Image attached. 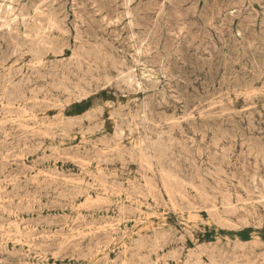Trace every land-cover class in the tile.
<instances>
[{
  "label": "rangeland",
  "instance_id": "1",
  "mask_svg": "<svg viewBox=\"0 0 264 264\" xmlns=\"http://www.w3.org/2000/svg\"><path fill=\"white\" fill-rule=\"evenodd\" d=\"M127 1L0 0V264H264V0Z\"/></svg>",
  "mask_w": 264,
  "mask_h": 264
},
{
  "label": "bare ground",
  "instance_id": "2",
  "mask_svg": "<svg viewBox=\"0 0 264 264\" xmlns=\"http://www.w3.org/2000/svg\"><path fill=\"white\" fill-rule=\"evenodd\" d=\"M46 1H47V0H46ZM46 1L44 0V2H46ZM114 1H116V0H114ZM126 1H127V0H126ZM205 1H206V0H205ZM234 1H235V0H234ZM13 2H14V1H13ZM15 2H16V1H15ZM39 2H40V1H39ZM107 2H108V1H107ZM127 2H128V1H127ZM132 2H133V1H130V3H132ZM134 2H135V1H134ZM142 2H143V1H142ZM193 2H194V0H193ZM207 2H208V1H207ZM245 2H246V1H245ZM17 3H19V2H17ZM41 3H42V2H41ZM101 3H102V1H101ZM130 3H129V5H130ZM198 3H199V2H198ZM242 3H244V2H242ZM33 4H34V3H33ZM33 4H32V5H33ZM48 4H49V3H48ZM107 4H108V3H107ZM127 4H128V3H127ZM141 4H142V3H141ZM146 4H149V3H146ZM150 4H152V3L150 2ZM1 5H2V4H1ZM21 5H22V4H21ZM25 5H26V3H25ZM101 5H102V4H101ZM109 5H110V4H109ZM121 5H124V3L121 4ZM144 5H145V4H144ZM22 6H23V5H22ZM29 6H30V5H29ZM29 6H28V7H29ZM38 6H40V5H38ZM118 6H119V5H118ZM127 6H128V5H127ZM137 6H138V4H137ZM146 6H148V5H146ZM19 7H20V6H19ZM47 7H48V5H47ZM125 7H126V6H125ZM128 7H129V6H128ZM138 7H139V6H138ZM215 7H216V6H215ZM217 7H218V6H217ZM225 7H226V6H225ZM4 8L6 9V7H4ZM11 8H12V7H11ZM20 8H21V7H20ZM29 8H30V7H29ZM104 8H105V7H104ZM110 8H111V7H110ZM123 8H124V7H123ZM123 8H122V9H123ZM221 8H222V7H221ZM226 8H227V7H226ZM0 9H1V8H0ZM24 9H26L25 6H24ZM31 9H32V8H31ZM107 9H109V8L107 7ZM111 9H112V8H111ZM119 9H120V8H119ZM127 9H128V8H127ZM133 9H134V8H133ZM136 9H138V8H136ZM8 10H9V9H8ZM32 10H33V9H32ZM116 10H117V9H116ZM131 10H132V9H130V11H131ZM161 10H162V9H161ZM205 10H206V9H205ZM207 10H208V9H207ZM223 10H225V8H224ZM12 11H13V13H14L15 10L12 9ZM216 11H217V10H216ZM6 12H7V11H6ZM10 12H11V9H10ZM24 12H25V10H24ZM121 12H123V11H121ZM7 13H8V12H7ZM126 13H127V12H126ZM205 13H206V12H205ZM205 13H204V14H205ZM219 13H220V11H219ZM9 14H11V13H9ZM27 14H28V13H27ZM128 14H129V13H128ZM216 14H217V13H216ZM230 14H231V13H230ZM129 15H130V14H129ZM129 15H128V16H129ZM217 15H220V16H221V14H217ZM25 16H26V14H25ZM27 16H28V15H27ZM27 16H26V17H27ZM133 16H134V15H133ZM201 16H202V15H201ZM226 16H227V15H226ZM129 17H130V16H129ZM139 18H140V17H139ZM199 18H200V17H199ZM201 18H202V17H201ZM14 19H16V18H14ZM20 19H21V18H20ZM134 19H136L135 16H134ZM23 20H24V16H23ZM27 20H28V19H27ZM29 20H30V16H29ZM131 20H133V19H131ZM131 20H130V21H131ZM227 20H228V19H227ZM1 21H2V20H1ZM12 21L15 22L14 20H12ZM12 21H11V22H12ZM24 21H26V19H25ZM50 21H52V20H50ZM50 21H48V22H50ZM133 21H134V20H133ZM4 22H5V21H4ZM11 22L9 21L8 24L11 23ZM134 22H135V21H134ZM5 23H6V22H5ZM17 23H18V22H17ZM21 23H22V22H21ZM28 23H29V22H28ZM51 23H52V22H51ZM142 23H143V22H142ZM11 24H12V23H11ZM11 24H10V25H11ZM24 25H25V24H24ZM48 25H49V23H48ZM51 25H52V24H51ZM53 25H54V24H53ZM132 25H133V24H132ZM5 26H6V25H5ZM25 26H26V25H25ZM25 26H24V27H25ZM6 27H7V26H6ZM12 27H13V24H12ZM14 27H15V26H14ZM16 27H17V26H16ZM53 28H55V26H54ZM225 28H226V26H225ZM0 29H1V28H0ZM29 29H30V28H29ZM55 29H56V28H55ZM227 29H228V27H227ZM30 30H31V29H30ZM31 31H32V30H31ZM225 31H226V30H225ZM227 31L229 32V30H227ZM4 32H5V31H4ZM9 32H10V31H9ZM49 33H50V32H49ZM51 33H52V31H51ZM225 33H226V32H225ZM41 35H42V34H41ZM230 35H231V34H230ZM1 36H3V35H1ZM35 36H36V35H35ZM38 37H39V36H38ZM135 38H136V37H135ZM140 38H141V37H140ZM3 39H4V36H3ZM227 39H228V38H227ZM0 40H1V38H0ZM30 40H31V39H30ZM14 41H15V39H14ZM10 42H11V41H10ZM31 42L33 43V40H32ZM34 42H35V41H34ZM18 43L21 45L20 42H18ZM37 43H38V42H36V45H37ZM15 44H16V43H15ZM15 44H14V46H15ZM24 44H25V43H24ZM29 44H31V43L29 42ZM0 45H2V44H0ZM10 45H11V44H10ZM12 45H13V44H12ZM32 45H33V44H32ZM42 45H43V44H42ZM49 45H50V44H49ZM51 45H52V44H51ZM10 47H11V46H10ZM15 47H16V46H15ZM22 47H23V46H22ZM30 47L32 48L31 45H30ZM30 47H29V49H30ZM0 48H2V47H0ZM16 48H17V47H16ZM4 49H5V48H4ZM18 49H19V48H18ZM32 49H34V47H33ZM36 49H37V48H36ZM40 49H41V48H40ZM5 50H9V49L7 48V49H5ZM14 50H15V49H14ZM19 50H20V49H19ZM30 50H31V49H30ZM59 50H60V49H59ZM99 50H100V49H99ZM1 51H2V49H1ZM20 51H21V50H20ZM20 51H19V53H20ZM39 51H40V50H39ZM4 52H7V51H4V50H3V53H4ZM13 52H14V51H13ZM25 52H26V51H25ZM27 52H28V51H27ZM37 52H38V51H37ZM37 52H36V53H37ZM58 52H59V51H58ZM3 53H2V54H3ZM21 53H22V51H21ZM39 53H41V52H39ZM63 53H64V52H63ZM63 53H62V55H63ZM81 53H82V51H81ZM90 53H91V51H90ZM90 53H89V54H90ZM102 53H103V52H102ZM7 54H8V53H7ZM43 54H44V53H43ZM89 54H88V55H89ZM91 54H92V53H91ZM12 55H13V54H12ZM15 55H16V53H15ZM35 55H36V54H35ZM92 55H93V54H92ZM107 55H108V54H107ZM17 56H18V54H17ZM85 56H86V54H85ZM101 56H102V55H101ZM108 56H109V55H108ZM248 56H249V55H248ZM3 57H4V55H3ZM6 57H7V56H5V58H3V59H5V61L8 60V58L6 59ZM8 57H9V56H8ZM12 57H13V56H12ZM33 57H34V56H33ZM37 57H38V56H37ZM88 57H89V56H88ZM104 57H105V56H104ZM217 57H218V56H217ZM13 58H14V57H13ZM19 58H20V56H19ZM29 58H30V57H29ZM60 58H61V57H60ZM227 58H228V57H227ZM244 58H245V57H244ZM246 58H247V57H246ZM254 58H255V56H254ZM23 59H24V58H23ZM37 59H38V58H37ZM95 59H96V58H95ZM109 59H110V58H109ZM111 59H112V58H111ZM222 59H224V58L222 57ZM248 59H249V58H248ZM258 59H259V58H258ZM0 60H1V59H0ZM16 60H17V59H16ZM82 60H83V59H82ZM112 60H114V59H112ZM123 60H124V59H123ZM240 60H241V59H240ZM256 60H257V59H256ZM2 61H3V60H2ZM8 61H9V60H8ZM31 61H32V60H31ZM35 61H36V60H35ZM38 61H39V60H38ZM57 61H58V60H57ZM83 61H84V60H83ZM97 61H98V60H97ZM115 61H116V60H115ZM115 61H114V62H115ZM230 61H231V60H230ZM232 61H233V60H232ZM250 61H251V60H250ZM259 61H260V59H259ZM28 62H29V61H28ZM50 62H51V61H50ZM50 62H49V63H50ZM64 62H65V61H64ZM73 62H75V61H73ZM73 62H72V63H73ZM85 62H86V61H85ZM257 62H258V61H257ZM3 63H4V62H3ZM31 63H32V62H31ZM38 63H39V62H38ZM49 63H48V64H49ZM212 63H213V62H212ZM255 63H256V62H255ZM5 64H6V63H5ZM39 64H40V63H39ZM84 64H85V63H84ZM122 64H123V63H122ZM190 64H191V63H190ZM198 64H199V63H198ZM221 64H222V63H221ZM221 64H220V65H221ZM233 64H234V63H233ZM28 65H29V64H28ZM32 65H34V64H32ZM37 65H38V64H37ZM37 65H36V66H37ZM58 65H59V64H58ZM65 65H66V64H65ZM68 65H69V63H68ZM123 65H125V64H123ZM192 65H193V64H192ZM213 65H214V64H213ZM253 65H254V64H253ZM261 65H262V63H261ZM39 66H40V65H39ZM49 66H51V65H49ZM73 66H74V65H73ZM75 66H76V65H75ZM210 66H211V65H210ZM65 67H66V66H65ZM70 67H71V66H70ZM205 67H206V66H205ZM218 67H219V66H218ZM227 67H228V66H227ZM240 67H241V66H240ZM9 68H10V67H9ZM66 68L68 69V67H66ZM126 68H127V67H126ZM229 68H231V67H229ZM242 68H243V67H241V69H242ZM261 68H262V67H261ZM263 68H264V66H263ZM3 69H5V68H3ZM21 69H22V68H21ZM38 69H39V68H38ZM42 69H43V68H42ZM50 69H51V68H50ZM86 69H87V68H86ZM223 69H224V68H223ZM227 69H228V68H227ZM250 69H251V68H250ZM254 69H255V68H254ZM14 70H15V69H14ZM34 70H35V69H34ZM34 70L32 69V71H34ZM90 70H91V68H90ZM90 70H89V71H90ZM93 70H94V68H93ZM117 70H118V69H117ZM256 70H257V69H256ZM259 70H260V69H259ZM39 71H40V69H39ZM59 71H60V70H59ZM69 71H70V70H69ZM94 71H95V70H94ZM94 71H93V72H94ZM113 71H114V70H113ZM133 71H134V70H133ZM201 71H202V70H201ZM212 71H213V70H212ZM226 71H227V70H226ZM8 72H9V71H8ZM13 72H14V71H13ZM13 72H12V73H13ZM71 72H72V71H71ZM91 72H92V71H91ZM116 72H117V71H116ZM118 72H119V74H121V73H120V68H119V71H118ZM208 72H210V71H208ZM229 72H230V71H229ZM262 72H264V71H262ZM2 73H3V72H2ZM5 73H6V72H5ZM35 73H36V72H35ZM40 73H41V72H40ZM75 73H76V72H75ZM86 73H87V71H86ZM129 73H130V72H129ZM129 73H128V74H129ZM138 73H139V72H138ZM184 73H185V72H184ZM203 73H204V72H203ZM230 73H231V72H230ZM242 73H243V72H242ZM260 73H261V71H260ZM7 74H9V73H7ZM18 74H19V72H18ZM18 74H17V75H18ZM20 74H21V73H20ZM33 74H34V73H33ZM37 74H38V71H37ZM87 74H88V73H87ZM93 74H94V73H93ZM141 74H142V73H141ZM185 74H186V73H185ZM208 74H209V73H208ZM226 74H227V73H226ZM263 74H264V73H263ZM263 74H262V75H263ZM3 75H4V74H3ZM5 75H6V74H5ZM5 75H4V76H5ZM15 75H16V74H15ZM34 75H35V74H34ZM64 75H65V74H64ZM96 75H97V74H96ZM124 75H125V74H124ZM124 75L121 74V76H124ZM126 75H127V74H126ZM211 75H212V74H211ZM259 75H260V74H259ZM259 75H257V76H259ZM9 76H10V75H9ZM20 76H21V75H20ZM42 76H44V75H42ZM76 76H77V75H76ZM94 76H95V75H94ZM119 76H120V75H119ZM127 76H128V75H127ZM187 76H188V75H187ZM214 76H215V74H214ZM216 76H217V75H216ZM228 76H229V75H228ZM255 76H256V75H255ZM10 77H12V76H10ZM44 77H45V76H44ZM63 77H64V76H63ZM221 77H222V76H221ZM6 78H8L7 75H6ZM6 78H4V79H6ZM27 78H28V77H27ZM36 78H37V77H36ZM41 78L44 79L43 77H41ZM66 78H67V76H66ZM125 78H126V77H125ZM143 78H144V77H143ZM185 78H187V77H185ZM222 78H223V77H222ZM257 78L260 79L259 77H257ZM37 79H38V78H37ZM104 79H105V78H104ZM127 79H129V77H128ZM132 79H134V78H132ZM227 79H228V78H227ZM16 80H17V79H16ZM23 80H24V79H23ZM27 80H28V79H27ZM27 80H26V81H27ZM53 80H54V79H53ZM58 80H59V79H58ZM121 80H123V78H122ZM138 80H139V79H138ZM147 80H148V79H147ZM0 81L3 82V80H1V79H0ZM7 81H8V80H7ZM125 81H126V80H125ZM136 81H137V80H136ZM210 81H211V80H210ZM228 81H229V80H228ZM258 81H260V80H258ZM258 81H257V82H258ZM8 82H9V81H8ZM18 82H19V81H18ZM56 82H57V81H56ZM56 82H55V84L57 85ZM66 82H67V81H66ZM103 82H104V80H103ZM128 82H129V84H130V81H128ZM137 82H138V81H137ZM147 82H148V81H147ZM205 82H206V81H205ZM222 82H223V81H222ZM243 82H244V81H243ZM6 83H7V82H6ZM10 83H11V82H10ZM10 83H9V84H10ZM26 83H27V82H26ZM29 83H30V80H29ZM29 83H28V85H29ZM107 83H108V82H107ZM125 83H126V82H125ZM131 83H132V82H131ZM203 83H204V82H203ZM212 83H213V82H212ZM228 83H229V82H228ZM237 83H238V82H237ZM253 83H254V81H253ZM7 84H8V83H7ZM16 84H17V82H16ZM52 84H53V83H52ZM59 84H60V83H59ZM64 84H65V82H64ZM68 84H69V82H68ZM108 84H109V83H108ZM121 84H122V82H121ZM127 84H128V83H127ZM213 84H214V83H213ZM220 84H222V83L220 82ZM234 84H235V83H234ZM10 85H11V84H10ZM14 85H15V84H14ZM20 85H22V84H20ZM20 85H19V86H20ZM60 85H61V84H60ZM65 85H66V84H65ZM69 85H70V84H69ZM91 85H92V84H91ZM109 85H110V84H109ZM113 85H114V84H113ZM135 85H136V84H135ZM140 85H141V82H140ZM143 85H144V84H143ZM201 85H202V84H201ZM207 85H208V84H207ZM207 85H206V86H207ZM2 86H3V85H2ZM15 86H16V85H15ZM17 86H18V85H17ZM17 86H16V88H17ZM19 86H18V87H19ZM25 86H27V85H25ZM53 86H54V85H53ZM125 86H126V85H125ZM128 86H129V85H128ZM137 86H138V84H137ZM151 86H152V85H151ZM190 86H191V85H190ZM211 86H212V85H211ZM227 86H229V85H227ZM244 86H245V85H244ZM246 86H247V85H246ZM12 87L14 88V86H12ZM57 87H58V86H57ZM103 87H104V86H103ZM142 87H143V86H142ZM229 87H230V86H229ZM54 88H55V90H57V89L59 90V88H57V89H56V87H54ZM60 88H61V86H60ZM65 88L67 89V87H65ZM95 88H96V86L94 87V89H95ZM104 88H106V87H104ZM127 88H128V87H127ZM152 88H153V87H152ZM234 88H235V86H234ZM234 88H233V89H234ZM238 88H239V87H238ZM241 88H242V87H241ZM11 89H12V88H11ZM63 89H64V88H63ZM63 89H62V91H63ZM68 89H69V88H68ZM68 89H67V90H68ZM136 89H137V88H136ZM197 89H198V88H197ZM209 89H210V88L208 87V90H209ZM229 89H230V88H229ZM236 89H237V88H236ZM236 89H235V90H236ZM14 90H16V89L14 88ZM69 90H70V89H69ZM69 90H68V91H69ZM205 90H206V89H205ZM208 90H207V91H208ZM249 90H250V89H249ZM7 91H8V90H7ZM37 91H38V89H37ZM39 91L41 92L42 90L39 89ZM62 91H61V92H62ZM94 91H95V90H94ZM118 91H119V90H118ZM141 91H142V90H141ZM146 91H147V90H146ZM183 91H184V90H183ZM214 91H215V90H214ZM245 91H246V90H245ZM250 91H251V90H250ZM4 92H5V91H4ZM18 92H20V91H18ZM58 92H60V91H58ZM69 92H70V91H69ZM69 92H68V93H69ZM240 92H241V90H240ZM243 92H244V91H242L241 93H243ZM246 92H247V91H246ZM254 92L256 93L255 90H254ZM254 92L252 91V93H254ZM0 93H1V92H0ZM5 93H6V92H5ZM5 93H4V95H5ZM9 93H10V91H9ZM11 93H13V92H11ZM14 93H15V92H14ZM16 93H17V91H16ZM21 93H23V92L21 91ZM33 93H34V92H33ZM82 93H83V92H82ZM120 93H121V92H120ZM184 93H185V92H184ZM187 93H188V92H187ZM187 93H186V95H187ZM195 93H196V92H195ZM208 93H209V92H208ZM213 93H214V92H213ZM226 93H227V92H226ZM244 93H245V92H244ZM255 93H254V94H255ZM260 93H262V92H260ZM6 94H7V93H6ZM17 94H18V93H17ZM42 94H43V93H42ZM70 94H71V93H70ZM238 94H239V93H238ZM248 94H249V93H248ZM2 95H3V94H2ZM11 95H12V94H11ZM13 95H15V94H13ZM13 95H12V96H13ZM18 95H19V94H18ZM21 95H23V94H21ZM44 95H45V94H44ZM44 95H43V96H44ZM71 95H72V94H71ZM83 95H84V94H83ZM161 95H162V94H161ZM242 95H244V94H242ZM246 95H247V93H246ZM249 95H250V94H249ZM8 96H9V95H8ZM8 96H7V97H8ZM15 96H16V95H15ZM56 96H57V95H56ZM156 96H157V95H156ZM253 96H255V95H253ZM2 97H3V96H2ZM41 97H42V96H41ZM205 97H206V96H205ZM207 97H208V96H207ZM219 97H221V96H219ZM233 97H234V96H233ZM238 97H241V94H240V96H238ZM246 97H247V100H249L248 96H246ZM8 98L10 99V97H8ZM18 98H19V97H18ZM22 98H24V97H22ZM63 98H64V97H63ZM176 98H177V97H176ZM176 98H175V99H176ZM243 98H244V97H243ZM9 99H8V100H9ZM19 99H20V98H19ZM19 99H18V100H19ZM24 99H26V98H24ZM163 99H164V98H163ZM221 99H222V98H221ZM238 99H239V98H238ZM241 99H242V98H241ZM5 100H6V98H5ZM16 100H17V98H16ZM27 100H28V99H27ZM35 100H36V99H35ZM39 100H41V99H39ZM64 100H65V99H64ZM207 100H209V98H208ZM242 100H243V99H242ZM11 101H12V100H11ZM22 101H24V100H22ZM25 101H26V100H25ZM25 101L23 102V104L25 103ZM29 101H30V100H29ZM185 101H186V100H185ZM185 101H184V102H185ZM212 101H213V100H212ZM219 101H220V100H219ZM9 102H10V101H9ZM31 102H33V101H31ZM49 102H50V101H49ZM64 102H65V101H64ZM189 102H190V101H189ZM199 102H200V101H199ZM201 102H202V101H201ZM210 102H211V101H210ZM220 102H221V101H220ZM15 103H16V101H15ZM33 103H34V102H33ZM143 103H144V101H143ZM148 103H149V102H148ZM157 103H158V102H157ZM159 103H160V102H159ZM159 103H158V104H159ZM192 103H193V101H192ZM207 103H208V101H207ZM215 103H217V102H215ZM9 104H12V103L10 102ZM20 104H21V103H20ZM61 104H62V102H61ZM193 104H194V103H193ZM2 105H3V104H2ZM48 105H49V104H48ZM59 105H60V104H59ZM201 105H202V104H201ZM215 105H216V104H215ZM263 105H264V104H263ZM5 106H6V105H5ZM13 106H14V105H13ZM62 106H63V104H62ZM139 106H140V105H139ZM199 106H200V103H199ZM208 106H209V108H210L211 105H208ZM8 107H9V106H8ZM11 107H12V105H11ZM23 107H24V105H23ZM60 107H61V106H59V108H60ZM126 107H127V106H126ZM143 107H145V106L143 105ZM146 107H147V106H146ZM146 107H145V108H146ZM189 107H190V106H189ZM196 107H197V106H196ZM212 107H213V105H212ZM194 108H195V107H194ZM213 108H214V107H213ZM220 108H221V107H220ZM22 109H23V108H22ZM24 109H25V107H24ZM24 109H23V110H24ZM61 109H62V107H61ZM135 109H136V108H135ZM138 109H139V108H138ZM140 109H141V108H140ZM140 109H139V110H140ZM146 109H147V108H146ZM189 109H190V108H189ZM244 109H247V108H244ZM248 109H249V108H248ZM25 110H26V109H25ZM184 110L186 111V109H184ZM203 110H204V109H203ZM207 110H208V109H207ZM220 110H221V109H220ZM16 111H17V110H16ZM116 111H117V110H116ZM133 111H134V110H133ZM205 111H206V110H205ZM211 111H212V110H211ZM211 111H210V112H211ZM2 112H3V111H2ZM5 112L8 113L9 111L4 110V113H5ZM123 112H124V111H123ZM141 112H142V111H141ZM148 112H149V111H148ZM197 112H198V111H197ZM201 112H202V111H201ZM203 112H204V111H203ZM208 112H209V111H208ZM214 112H216V109H215ZM127 113H128V112H127ZM129 113H130V112H129ZM136 113H137V112H136ZM184 113H185V112H184ZM205 113H206V112H205ZM205 113H204V114H205ZM211 113H212V112H211ZM221 113H222V112H221ZM23 114H24V113H23ZM25 114H27V112H26ZM137 114H138V113H137ZM143 114L145 115V113H143ZM146 114H147V112H146ZM214 114H215V113H214ZM219 114H220V113H219ZM8 115H10V114H8ZM11 115H12V114H11ZM20 115H21V114H20ZM93 115H94V114H93ZM144 115H143V116H144ZM201 115H202V114H201ZM221 115H222V114H221ZM221 115H220V116H221ZM236 115H237V114H236ZM236 115H235V116H236ZM259 115H260V114H259ZM138 116H139V115H138ZM143 116H142V117H143ZM185 116H186V115H185ZM185 116H184V117H185ZM188 116L191 117V115H188ZM197 116L200 117L199 113H198ZM206 116H207V115H206ZM213 116H214V115H213ZM217 116H218V115H217ZM217 116H216V117H217ZM4 117H5V116H4ZM54 117H55V116H54ZM89 117H90V116H89ZM130 117H131V116H130ZM133 117H134V116H133ZM136 117H137V115H136ZM144 117H145V116H144ZM239 117H240V116H239ZM245 117H246V116H245ZM13 118H14V117H13ZM42 118H43V117H42ZM166 118H167V117H166ZM204 118H206L205 115H204ZM52 119H53V117H52ZM73 119L76 120L75 118H73ZM87 119H88V118H87ZM93 119H94V118H93ZM136 119H138V118H136ZM142 119H143V118H142ZM184 119H185V118H184ZM214 119H215V118H214ZM216 119H217V118H216ZM216 119H215V120H216ZM229 119H230V118H229ZM81 120H82V119H81ZM120 120H121V119H120ZM140 120H141V119H140ZM146 120H148V118H147ZM167 120H168V119H167ZM186 120H188V119H186ZM210 120H211V119H210ZM0 121H1V120H0ZM149 121H150V119H149ZM175 121H177V120H175ZM178 121H179V120H178ZM188 121H189V120H188ZM191 121H192V120H191ZM191 121H190V122H191ZM228 121H229V120H228ZM230 121H231V120H230ZM66 122H67V121H66ZM72 122H73V121H72ZM76 122H77V120H76ZM125 122L127 123V121H125ZM132 122H133V121H132ZM132 122H130V123H132ZM146 122H147V121H146ZM168 122H169V121H168ZM172 122H173V121H172ZM186 122H187V121H186ZM193 122H194V121H193ZM193 122H191V124H192ZM99 123H100V122H99ZM99 123H98V125H99ZM101 123H103V122H101ZM101 123H100V124H101ZM116 123H117V122H116ZM120 123H121V122H120ZM140 123H141V122H140ZM142 123H143V122H142ZM148 123H149V122H148ZM151 123H152V122H151ZM165 123H166V122H165ZM176 123H177V122H176ZM15 124H16V123H15ZM38 124H39V123H38ZM71 124H72V123H71ZM103 124H104V123H103ZM121 124H122V123H121ZM127 124H128V123H127ZM132 124H133V123H132ZM134 124H135V123H134ZM134 124H133V125H134ZM209 124H210V123H209ZM222 124H223V123H222ZM228 124H229V123H228ZM40 125H41V124H40ZM73 125H74V124H73ZM98 125H95V126L98 127ZM129 125H131V124H129ZM141 125H143V124H141ZM152 125H153V124H152ZM171 125H172V124H171ZM174 125H175V123H174ZM180 125H181V124H180ZM220 125H221V124H220ZM2 126H3V125H2ZM20 126H21V125H20ZM42 126H43V125H42ZM122 126H123V124H122ZM122 126H120V128H121ZM189 126L192 127L193 124H192V125L189 124ZM202 126H205V125L202 124ZM217 126H218V125H217ZM235 126H236V124H235ZM21 127H22V126H21ZM49 127H50V126H48V128H49ZM52 127H53V126H52ZM52 127H51V128H52ZM102 127H103V126H102ZM124 127H125V126H124ZM132 127H133V126H132ZM132 127H131V128H132ZM135 127H136V126H135ZM139 127H140V126H139ZM194 127H195V126H194ZM218 127H219V126H218ZM2 128H3V127H2ZM22 128H23V127H22ZM24 128H26V127L24 126ZM100 128H101V127L99 126L98 129H100ZM120 128H119V129H120ZM125 128H127V127H125ZM137 128H138V127H137ZM195 128H196V127H195ZM204 128H205V127H204ZM206 128H207V127H206ZM219 128H220V127H219ZM248 128H249V127H248ZM248 128H247V129H248ZM56 129H57V128H56ZM127 129H128V128H127ZM127 129H125V130H127ZM134 129H135V128H134ZM147 129H148V128H147ZM147 129H146V130H147ZM171 129H172V128H171ZM180 129H183V128L181 127ZM215 129H216V128H215ZM259 129H260V128H259ZM117 130H118V128H117ZM121 130H122V129H121ZM131 130H132V129H131ZM137 130H139V129H137ZM141 130H142V128H141ZM144 130H145V129H144ZM194 130H195V129H194ZM196 130H198V129H196ZM196 130H195V131H196ZM219 130H220V129H219ZM221 130H222V129H221ZM249 130H250V129H249ZM59 131H60V130H59ZM123 131H124V130H123ZM123 131H121V132L123 133ZM129 131H130V130H129ZM198 131H199V130H198ZM211 131H212V130H211ZM216 131H217V130H216ZM225 131H226V130H225ZM229 131H230V130H229ZM232 131H233V130H232ZM8 132H9V131H8ZM8 132H7V133H8ZM115 132H116V131H115ZM130 132H131V131H130ZM132 132H133V131H132ZM145 132H146V131H145ZM162 132H163V131H162ZM199 132H200V131H199ZM214 132H215V131H214ZM214 132H213V133H214ZM240 132H241V131H240ZM240 132H239V133H240ZM80 133H81V132H80ZM122 133H121V137H122ZM134 133H135V132H134ZM146 133H147V132H146ZM149 133H151V132H149ZM165 133H166V132H165ZM213 133H212V134H213ZM222 133H224V132H222ZM226 133H227V132H226ZM243 133H244V132H243ZM256 133H257V132H256ZM33 134H34V137H35V133H33ZM45 134H47L46 137H49V136H48V133H45ZM45 134H44V136H45ZM64 134H65V133H64ZM85 134H87V133L85 132ZM123 134H124V133H123ZM130 134H131V133H130ZM214 134H215V133H214ZM234 134H235V133H234ZM244 134H245V133H244ZM244 134H243V135H244ZM5 135H6V134H5ZM5 135H4V136H5ZM31 135H32V134H31ZM113 135H114V133H113ZM155 135H156V134H155ZM157 135H159V134H157ZM203 135H204V134H203ZM203 135H202V136H203ZM223 135H224V134H223ZM240 135H241V133H240ZM44 136H43V137H44ZM116 136H117V135H116ZM116 136H115V138H117V139L120 138V137L118 138V137H116ZM141 136H142V135H141ZM144 136H145V134H144ZM144 136H143V137H144ZM152 136H153V135H152ZM168 136H169V135H168ZM215 136H216V135H215ZM104 137H105V136H104ZM138 137H139V136H138ZM160 137H161V135H160ZM229 137H230V135H229ZM6 138H7V136H6ZM38 138H39V137H38ZM44 138H45V137H44ZM101 138H102V137H101ZM107 138H108V137H107ZM122 138H123V137H122ZM169 138H170V136H169ZM234 138H235V137H234ZM255 138H256V137H255ZM49 139H50V138H49ZM135 139H136V138H135ZM151 139H152V138H151ZM155 139H157V136H156ZM155 139H154V140H155ZM202 139H203V138H202ZM214 139H215V138H214ZM214 139H213V141H214ZM218 139H219V138H218ZM252 139H253V138H252ZM5 140H7V139H5ZM20 140H22V139H20ZM119 140H120V139H119ZM149 140H150V139H149ZM160 140H161V139H160ZM224 140H225V139H224ZM246 140H247V139H246ZM246 140H245V141H246ZM1 141H2V140H1ZM112 141H113V140H112ZM117 141H118V140H117ZM141 141H144V140H142V138H141ZM145 141H146V140H145ZM156 141H157V140H156ZM158 141H159V140H158ZM216 141H217V139H216ZM225 141H226V140H225ZM4 142H5V141H4ZM30 142H31V141H30ZM52 142H53V141H52ZM121 142H122V141H121ZM132 142H133V141H132ZM134 142H135V141H134ZM149 142H150V141H149ZM152 142H153V141H152ZM152 142H151V143H152ZM159 142H160V141H159ZM167 142H168V141H167ZM217 142H218V141H217ZM219 142H220V140H219ZM8 143H9V142H8ZM119 143H120V141H119ZM142 143H143V142H142ZM142 143H141V144H142ZM144 143H145V142H144ZM163 143H164V142H163ZM249 143H250V142H249ZM254 143H255V142H254ZM149 144H150V143H149ZM150 145H151V144H150ZM158 145H159V144H158ZM158 145H157V146H158ZM163 145H165V144H163ZM168 145H169V144H168ZM1 146H2V145H1ZM15 146H16V145H15ZM24 146H25V145H24ZM139 146H140V145H139ZM216 146H217V144H216ZM26 147H27V146H26ZM117 147H118V146H117ZM117 147H116V148H117ZM133 147H134V146H133ZM137 147H138V146H137ZM15 148H16V147H15ZM40 148H41V147H40ZM52 148H53V147H52ZM56 148H57V147H56ZM139 148H140V147H139ZM139 148H138V149H139ZM162 148H163V147H162ZM133 149H134V148H133ZM135 149H137V148H135ZM151 149H152V148H151ZM154 149H155V148H154ZM163 149H164V148H163ZM166 149H167V148H166ZM170 149H171V147H170ZM254 149H255V148H254ZM13 150H14V149H13ZM114 150H115V149H114ZM116 150H118V149H116ZM164 150H165V149H164ZM167 150H168V149H167ZM220 150H221V149H220ZM258 150H259V149H258ZM101 151H102V150H101ZM104 151H105V150H104ZM259 151H260V150H259ZM142 152H143V151H142ZM7 153H8V151H7ZM7 153H6V154H7ZM54 153H55V151H54ZM102 153H103V152H102ZM131 153H133V152H131ZM139 153H141V152H139ZM143 153H144V152H143ZM151 153H152V152H151ZM151 153H150V154H151ZM155 153H156V152H155ZM144 154H145V153H144ZM201 154H202V153H201ZM85 155H86V154H85ZM175 155H176V154H175ZM62 156H63V155H62ZM139 156H140V155H139ZM119 157H121V156L119 155ZM141 157H142V156H141ZM143 157H145V156H143ZM150 157H151V156H150ZM154 157H155V156H154ZM154 157H153V158H154ZM164 157H165V156H164ZM3 158H4V157H3ZM70 158H71V157H70ZM139 158H140V157H139ZM145 158H147V157H145ZM160 159H161V158H160ZM221 159H222V158H221ZM262 159L264 160V157H263ZM4 160H5V158H4ZM98 160H99V159H98ZM144 160H145V159H144ZM147 160H148V158H147ZM73 161H74V160H73ZM166 162H167V161H166ZM168 162H170L169 158H168ZM73 163H74V162H73ZM84 163H85V162H84ZM130 163H131V162H130ZM145 163H147V162L145 161ZM88 164H89V163H88ZM102 164H103V163H102ZM139 164H140V163H139ZM155 164H156V163H155ZM187 164H188V163H187ZM243 164H244V163H243ZM99 165H100V164H99ZM172 165H173V164H172ZM208 165H209V164H208ZM134 166H135V165H134ZM144 166H145V165H144ZM147 166H148V165H147ZM147 166H146V167H147ZM149 166H150V163H149ZM149 166H148V167H149ZM163 166H164V165H163ZM163 166H162V167H163ZM172 167H173V166H172ZM87 168H88V167H87ZM96 168H97V167H96ZM151 168H152V167H151ZM213 168H214V167H213ZM159 169L161 170V168H159ZM169 169H171V168H169ZM184 169H185V168H184ZM82 170H83V169H82ZM101 170H102V169H101ZM101 170H100V172H101ZM152 170H153V169H152ZM165 170H166V169H165ZM172 170H175L174 167H173ZM185 171H186V170H185ZM138 172H139V171H138ZM161 172H163V174H164L163 168H162V171H161ZM166 172H167V170H166ZM208 172H209V171H208ZM229 172H230V171H229ZM243 172H244V171H243ZM90 173H91V172H90ZM143 173H144V172H143ZM170 173H171V172H170ZM98 174H99V172H98ZM98 174H97V175H98ZM172 174H173V173H172ZM172 174H171V175H172ZM174 174H175V173H174ZM188 174H189V172H188ZM195 174H196V173H195ZM176 175H177V174H176ZM190 175H191V174H190ZM256 175H257V174H256ZM106 176H107V175H106ZM166 176H167V177H170V174H169V175H166ZM172 177H173V175H172ZM207 177H208V176H207ZM176 178H177V176H176ZM176 178H174V179L176 180ZM186 178H187V177H186ZM254 178H255V177H254ZM210 179H211V178H210ZM95 180H96V179H95ZM167 180H168V179H167ZM171 180H172V179H171ZM232 180H234V179H232ZM254 180H255V179H254ZM12 181H13V180H12ZM168 181H169V180H168ZM73 182H74V181H73ZM82 182H83V181H82ZM82 182L80 181V183L83 185ZM218 182H219V181H218ZM252 182H255V181L252 180ZM106 183H107V182H106ZM191 183H192V182H191ZM101 184H102V183H101ZM117 184H118V183H117ZM145 184H146V183H145ZM239 184H240V183H239ZM88 185H89V184H88ZM88 185H87V186H88ZM90 186H91V185H90ZM102 186H103V184H102ZM218 186H219V185H218ZM253 186H254V184H253ZM263 186H264V185H263ZM103 187H104V186H103ZM134 187H135V186H134ZM193 187H194V186H193ZM145 188H146V185H145ZM208 188H209V187H208ZM254 188H255V187H254ZM91 189H92V188H91ZM111 189H112V188H111ZM152 189H153V188H152ZM162 189H163V188H162ZM115 190H116V189H115ZM153 190H154V189H153ZM193 190H194V189H193ZM256 190H257V189H256ZM213 191H214V190H213ZM225 191H226V190H225ZM196 192H198V190H197ZM121 193H122V192H121ZM194 193H195V192H194ZM222 193H223V192H222ZM257 193H258V190H257ZM148 194H149V193H148ZM176 194H177V193H176ZM185 194H186V193H185ZM204 194H205V193H204ZM224 194H226V193H224ZM106 195H107V194H106ZM165 195H166V194H165ZM206 195H207V194H206ZM257 195H258V194H257ZM123 196H124V195H123ZM168 196H169V195H168ZM204 196H205V195H204ZM97 197H99V196H97ZM136 197H137V196H136ZM182 197H183V196H182ZM206 197H207V196H206ZM257 197H258V196H257ZM259 197H260V196H259ZM60 198H61V197H60ZM146 198H147V197H146ZM209 198H211V197H209ZM99 199H100V197H99ZM102 199H103V198H102ZM147 199H148V198H147ZM152 199H153V198H152ZM213 199H214V198H213ZM216 199H217V198H216ZM262 199H263V198H262ZM87 200H88V199H87ZM100 200H101V199H100ZM100 200H99V201H100ZM103 200H104V199H103ZM153 200H154V199H153ZM153 200H152V201H153ZM214 200H215V199H214ZM260 200H261V199H260ZM97 201H98V200H97ZM19 202H20V201H19ZM86 202H87V201H86ZM100 202H103V201H100ZM100 202H99V204H100ZM105 202H110V201H107V200H106V201H104V203H105ZM225 202H226V201H225ZM259 202H260V201H259ZM92 203H93V202H92ZM96 203H97V202H96ZM110 203H111V202H110ZM117 203H118V202H117ZM180 203H181V202H180ZM180 203H179V204H180ZM227 203H228V202H227ZM236 203H237V202H236ZM248 203H249V202H248ZM83 204H84V203H83ZM111 204H112V203H111ZM186 204H187V203H186ZM181 205H182V204H181ZM181 205H180V206H181ZM213 205H214V204H213ZM263 205H264V204H263ZM221 206H222V204H221ZM225 206H226V205H225ZM229 206H230V205H229ZM27 207H28V206H27ZM85 207H86V206H85ZM181 207H182V206H181ZM207 207H208V206H207ZM215 207H216V206H215ZM222 207H223V206H222ZM230 207H234V205H233V206H230ZM261 207H262V206H261ZM188 208H189V207H188ZM262 208H263V207H262ZM189 209H190V208H189ZM225 209H226V208H225ZM191 210H192V209H191ZM210 210H211V208H210ZM212 210H213V209H212ZM212 210H211V211H212ZM218 210H219V209H218ZM216 211H217V209H216ZM224 211H225V210H224ZM231 211H232V209H231ZM209 215H210V214H209ZM228 215H229V214H228ZM11 217H12V216H11ZM82 217H83V216H82ZM232 217H233V213H232ZM252 217H253V216H252ZM220 218H221V217H220ZM193 219H194V218H193ZM247 220H248V219H247ZM221 221H223V220H221ZM227 221H228V220H227ZM243 221H244V220H243ZM125 222H126V221H125ZM192 223H193V222H192ZM228 223H230V222H228ZM231 224H232V223H231ZM11 225H12V224H11ZM71 225H72V224H71ZM115 225H116V224H115ZM12 226H14V225H12ZM107 226H108V225H107ZM233 226H234V225H233ZM235 226H236V225H235ZM104 227H105V226H104ZM2 228H3V227H1V229H2ZM101 228H102V227H101ZM36 229H37V228H36ZM111 229H112V228H111ZM2 230H3V229H2ZM90 230H91V229H90ZM91 232H92V231H91ZM7 234H8V233H7ZM7 234H6V235H7ZM9 234H10V233H9ZM11 234H12V233H11ZM78 234H79V233H78ZM12 235H13V234H12ZM15 235H16V234H15ZM86 236H87V235H86ZM2 237H4V236L2 235ZM165 239H166V238H165ZM1 240H2V239H1ZM156 240H157V239H156ZM160 240H161V239H160ZM158 241H159V240H158ZM6 243H7V242H6ZM170 243H171V242H170ZM109 244H110V243H109ZM151 244H152V243H151ZM243 245H244V244H243ZM246 245H247V244H246ZM139 246H140V244H139ZM149 246H150V245H149ZM227 246H228V245H227ZM239 246H240V244H239ZM235 247H236V246H235ZM138 248H139V247H138ZM239 248H240V247H239ZM156 249H157V248H156ZM243 249H244V248H243ZM150 250H151V249H150ZM203 250H204V249H203ZM203 250H202V251H203ZM195 251H196V250H195ZM199 251H200V250H199ZM204 251H205V250H204ZM193 252H194V251H193ZM197 252H198V251H197ZM200 253H201V252H200ZM122 254H123V253H122ZM193 254H194V253H193ZM54 255H55V254H54ZM172 255H173V254H172ZM174 255H175V254H174ZM166 256H167V255H166ZM194 256H195V255H194ZM210 256H211V255H210ZM170 257H173V256H170ZM170 257H169V258H170ZM224 257H225V256H224ZM150 258H151V257H150ZM186 258H188V257H186ZM189 258H191V257L189 256ZM194 259H195V258H194ZM211 259H212V258H211ZM213 259H214V258H213ZM217 259H218V258H217ZM258 259H259V258H258ZM167 260H169V259H167ZM186 260H187V259H186ZM207 260H208V259H207ZM184 261H185V260H184ZM236 261H237V260H236ZM256 261H257V260H256ZM156 262H157V261H156ZM156 262H155V263H156ZM192 262H194V261H192ZM195 262H196V261H195ZM212 262H214V261H212ZM223 262H224V261H223ZM234 262H235V261H234ZM125 263H126V262H125ZM188 263H189V261H188ZM193 264H194V263H193ZM210 264H211V263H210ZM222 264H223V263H222ZM224 264H226V263H224ZM229 264H230V263H229ZM251 264H252V262H251Z\"/></svg>",
  "mask_w": 264,
  "mask_h": 264
}]
</instances>
